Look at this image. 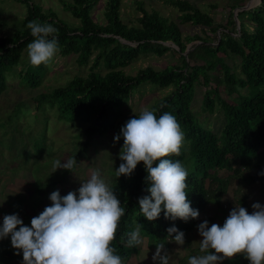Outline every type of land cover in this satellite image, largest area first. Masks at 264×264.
<instances>
[{
  "label": "trees",
  "instance_id": "1",
  "mask_svg": "<svg viewBox=\"0 0 264 264\" xmlns=\"http://www.w3.org/2000/svg\"><path fill=\"white\" fill-rule=\"evenodd\" d=\"M14 1L23 6L24 14L13 24L10 34L0 36V92L6 71L17 65H21L17 71L21 85L39 84L46 65L32 66L29 57L22 60L21 54L34 40L29 22L48 23L58 29L57 55H75L77 65L88 64V71L73 75L35 100L54 108L57 119L83 122L82 147L94 135L111 132L114 137L128 119L139 116L140 111L122 114L123 105L139 85L171 86L168 93L147 108L156 109L157 118L165 112L174 115L181 126L184 143L180 154L166 158L179 160L187 169L185 191L191 207L200 212L208 202L218 205L223 191L219 184H224L230 174L246 183L260 178L261 164L264 165V0H229L227 16L221 24L187 0H164L179 12L178 23L154 10H144L139 2L140 15L125 23L119 15V0H104L102 21L98 22L91 11L99 0H58L61 8L77 20L74 25L33 0ZM247 1L249 6L245 8ZM185 23L205 27L204 35L181 36L179 24ZM168 51L180 59V64L161 69L146 65L132 75L122 70L139 55L160 56ZM228 56L237 58L238 73L224 62ZM196 84L205 88L202 110L215 109L222 117L219 133L203 127L190 111ZM220 86L228 99L220 95ZM115 145L119 154L122 136ZM118 159L120 165L123 161L119 156ZM111 174L108 185L125 209L111 246L124 262L136 250L127 246V240L137 222L142 225L140 236L153 238L155 245L174 239L168 236L169 227L175 226L185 235L196 225V218L166 219L163 211L154 221L143 216L138 199L149 195L146 189L150 183L143 162L128 177L117 178L116 170ZM12 253L16 256V252Z\"/></svg>",
  "mask_w": 264,
  "mask_h": 264
},
{
  "label": "clouds",
  "instance_id": "2",
  "mask_svg": "<svg viewBox=\"0 0 264 264\" xmlns=\"http://www.w3.org/2000/svg\"><path fill=\"white\" fill-rule=\"evenodd\" d=\"M28 28L34 37L27 46L30 64L47 65L60 50L58 29L36 20L30 21ZM155 113L156 109L144 108L114 135V143L123 137L119 152L123 162L115 169L116 176H130L138 163L143 162L150 182L146 189L149 195L139 198L138 204L148 221L159 218L162 211L166 219L198 218L199 210L191 207L185 191L187 169L179 160L166 158L180 154L184 133L174 115L165 112L157 118ZM76 164L75 157L63 163L57 159L52 172L71 171ZM49 200L50 206L31 218L30 226L24 225L17 214L3 217L0 239L10 235L12 247L23 253L22 264H124L111 242L125 209L99 170H93L90 178L75 191L61 196L58 189L54 190ZM251 207V213L242 206L234 207L224 222L221 220L222 226L212 223L209 227L207 220L200 223L197 226L202 237L200 251H213L191 256L188 264H221L240 253L246 255L249 264H264V205L255 202ZM141 228L137 222L135 230L128 233L129 248L142 243ZM167 233L176 244H184V233L175 226L169 227ZM152 259L168 264L165 244L156 245Z\"/></svg>",
  "mask_w": 264,
  "mask_h": 264
},
{
  "label": "rangeland",
  "instance_id": "3",
  "mask_svg": "<svg viewBox=\"0 0 264 264\" xmlns=\"http://www.w3.org/2000/svg\"><path fill=\"white\" fill-rule=\"evenodd\" d=\"M33 1L38 3L42 9L53 10L57 17L65 22L71 25L77 23L76 19L61 8L58 0ZM187 1L206 12L215 23H224L229 0ZM249 1L246 2L248 6ZM137 2L144 10H154L160 16L177 22L176 16L179 12L164 0H119V15L123 22L131 23L140 15ZM103 3L104 0H99L91 11V16L95 21H102ZM23 11V6L14 0H0V22H3L0 25V36L11 33L13 24L23 16ZM179 28L181 36L193 34L203 36V30H206L205 27L188 23L179 24ZM190 44L192 42L187 43L186 46L188 47ZM27 58L28 47L21 54L22 60ZM224 62L231 66L235 72H239L236 57H224ZM172 64H180V59L168 51L160 56L139 55L122 70L132 75L138 68L146 65L154 69H161ZM87 66L88 64L78 66L75 62V55L59 56L56 54L46 65L45 72L36 87L20 84L17 71L21 65L6 71L5 85L0 92V225L3 223L4 215L17 214L24 225L30 226L31 218L37 216L46 206H50L49 195L51 192L58 189L63 196L69 191L77 190L80 183L90 178L93 170H99L105 182L111 184L110 181L113 177L111 173L115 172L119 166L118 149L113 141L112 133L106 132L101 136L94 135L89 143L82 147L85 139L83 133L85 124L78 120L67 122L57 119L54 108L45 103H37L35 100L39 94L48 92L55 86L63 85L73 75H84L88 71ZM204 89L201 84L194 86L190 111L203 127L219 133L222 126L220 114L215 109L212 112L202 110ZM219 89L220 95L228 99L221 86ZM170 90L171 86L158 88L149 83H142L123 105L122 114L126 116L136 111L141 112L144 108L160 100ZM70 157H75L77 161L71 171L57 169L52 172V164L55 160L59 159L63 163ZM261 181V184L264 185V176ZM219 185L220 188H223L222 185L226 187L227 184ZM244 202L246 205L248 204L247 198L244 199ZM221 215L220 209L214 212L212 222L222 226L220 219L223 215ZM141 238L147 239V236H141ZM149 241L152 243L151 239ZM140 245L136 246L139 250L138 258H140L138 263L141 260L147 264L155 252L150 250L153 245L150 247H147L146 244ZM171 245L169 244L168 248ZM11 252H13L12 255L16 252V256H11ZM4 253H8L9 256ZM132 254L136 255V250ZM22 261L23 253L12 247L10 235L0 239V264H22Z\"/></svg>",
  "mask_w": 264,
  "mask_h": 264
},
{
  "label": "crops",
  "instance_id": "4",
  "mask_svg": "<svg viewBox=\"0 0 264 264\" xmlns=\"http://www.w3.org/2000/svg\"><path fill=\"white\" fill-rule=\"evenodd\" d=\"M261 167H262V172H264L263 163L261 164ZM263 176L264 175L260 177L262 178ZM226 178L224 182L227 185L226 187L223 185V191L218 198V205L214 204L213 202H208L205 208L199 212L200 214L198 218H196V225L191 229L190 232L184 235V244L178 245L175 243L174 239L166 242L165 247L167 249V254L169 257L168 264H188L189 258L191 256H201V255L209 254L213 251L212 249H209L208 253H204L200 251V243L202 237L198 232L197 226L203 221L207 220L209 222V227H210L211 224L214 223V221L212 222V218L214 212H216L217 210L220 209L221 214L223 215V216L221 215L222 216L221 218L223 217L227 218L229 212L234 207L242 206L246 208L249 213H251L253 211L251 207L253 203L259 202L261 205H264V185L261 184L262 182L261 178L251 183H246L243 180L239 179V177L237 176L234 177L232 174H230ZM245 198H247V203H248L247 205L244 202ZM204 210H206V212H204ZM220 223L223 224L221 219H220ZM150 239H142L143 242L141 243V245L146 244L147 247L153 245V247H151L150 250L152 252L156 251L155 241L152 238L151 239L152 243H151V241H149ZM169 244H172L171 246H169L170 248H168ZM138 252H139L138 247H136L137 254L136 255L132 254L130 256V258L132 257V259L129 260L127 259L128 262L126 264H140V263L144 264V262H141V260L138 263V260L140 259L138 258V254H139ZM147 264H160V262L159 260L154 261L152 258H150V261ZM221 264H249V261L247 260L246 255L244 253H240L234 255L230 259H225L224 261L221 262Z\"/></svg>",
  "mask_w": 264,
  "mask_h": 264
},
{
  "label": "built area",
  "instance_id": "5",
  "mask_svg": "<svg viewBox=\"0 0 264 264\" xmlns=\"http://www.w3.org/2000/svg\"><path fill=\"white\" fill-rule=\"evenodd\" d=\"M221 220L224 222V220H225V217H223Z\"/></svg>",
  "mask_w": 264,
  "mask_h": 264
},
{
  "label": "water",
  "instance_id": "6",
  "mask_svg": "<svg viewBox=\"0 0 264 264\" xmlns=\"http://www.w3.org/2000/svg\"><path fill=\"white\" fill-rule=\"evenodd\" d=\"M244 7H245V8H247V7H248V4H247V5H245Z\"/></svg>",
  "mask_w": 264,
  "mask_h": 264
}]
</instances>
